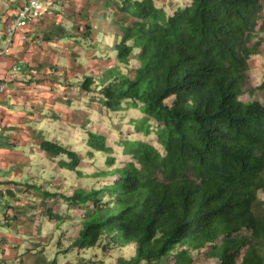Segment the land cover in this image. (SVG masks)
I'll use <instances>...</instances> for the list:
<instances>
[{
    "label": "trees",
    "instance_id": "16d2710c",
    "mask_svg": "<svg viewBox=\"0 0 264 264\" xmlns=\"http://www.w3.org/2000/svg\"><path fill=\"white\" fill-rule=\"evenodd\" d=\"M66 1L70 6L62 14L74 23L73 40L96 38L109 30L111 17L123 33L107 47L126 66L86 74L77 84L102 94L113 111L126 101L135 107L140 102L148 117L136 127L142 130L148 118L157 121L164 153L145 140H124L132 160L114 170L112 183L62 195L72 205L90 207L73 242L78 251L135 244L134 255L106 262L77 252L51 264H149L172 257L174 264H194L195 251H205L214 264H264V102L243 99L251 59L259 53L254 38L264 32L263 0H192L172 14L155 0H83L75 11L78 0ZM69 55L75 53L63 54L65 66L51 64L64 77L83 65ZM131 58L139 64L131 67ZM87 133L89 154L104 152L113 165L106 137ZM37 138L47 154L67 157L64 167L80 165L82 155L73 146ZM7 224L12 231L22 227Z\"/></svg>",
    "mask_w": 264,
    "mask_h": 264
},
{
    "label": "rangeland",
    "instance_id": "374dc122",
    "mask_svg": "<svg viewBox=\"0 0 264 264\" xmlns=\"http://www.w3.org/2000/svg\"><path fill=\"white\" fill-rule=\"evenodd\" d=\"M155 1L157 7L165 9L170 14L192 4V0ZM107 12L113 13L111 9ZM112 19L113 17L110 20L112 31L108 32V35L104 32L99 33L96 38L91 35H80L81 40L78 41L80 44L74 46L76 48L72 49L73 51L69 49L75 53V55H69L70 57H78L83 62L77 72L69 71L70 76L64 77L62 71H54L55 68H52L48 70L49 73L46 72L47 74L43 72L47 75L46 80L32 78L33 80L30 79L28 82L32 83L29 93H33L40 100H43V97L46 99L39 102L46 108L43 107L42 112L45 118H37V129L44 130L49 139H59L73 146L82 155V161L75 170L68 169L62 164V160L67 159L66 156L54 157L43 152L40 148L42 140L39 138L30 142V151L36 154V166L28 167V169L35 173L36 184L27 183L20 188L19 204L15 205L16 212H4L5 209L1 207L0 212L1 215L6 213V220H13L17 227L18 223L24 227L29 226L27 222H34L31 226L34 231L30 235L28 231L22 230L20 234H17V238L8 236L10 241L0 244V264H51L55 258L59 263H65L68 258H75L77 252L85 257L115 262L120 256L131 257L136 252L135 244L115 247L106 246L105 243L78 251V247L73 246V242L81 231L84 215L90 207L72 205L62 196L70 195L80 187L100 188L112 183L117 178L114 170L132 160L130 155L124 153L122 145L124 140H145L160 148L164 153L163 147L158 142L159 123L157 121L148 118V123L144 124L142 130L139 131L136 127L137 121L143 122L148 117L140 102L135 107L126 101L119 110L113 111L105 105L102 94L87 92L77 84L78 81L84 79L86 74L97 77L111 65L126 66L118 59L116 50L107 47V45H113L115 41H120L123 34L120 23L115 22L116 20L113 22ZM254 40L257 39L254 38ZM63 43V40L59 42L60 49L64 53H69V50L66 51L67 48H65L67 45ZM54 59L59 63L58 65L63 64V66L68 61L63 55L56 56ZM138 64L135 58H131V67ZM112 81L107 84L113 83ZM255 82L253 79L249 81L243 99L249 100L255 95L256 99L260 98V101L264 102V88L257 87L254 85ZM33 124L31 122L32 126ZM148 126L151 129L149 134L146 132ZM89 130L103 134L107 144L113 147L115 156L113 165L108 164L104 152L94 151L93 156L89 154L91 150L87 145ZM34 188L37 190L36 193ZM52 193L56 194L52 195ZM259 197L264 200V193H260ZM104 200H107V196ZM12 230V226L7 223L2 228L5 233L16 234ZM24 236L28 237L24 238ZM21 238L24 239L20 242L18 239ZM25 252H29L31 256L24 257ZM193 257L194 264H214V261L205 257V251H195ZM174 262L172 257L149 264H174Z\"/></svg>",
    "mask_w": 264,
    "mask_h": 264
},
{
    "label": "crops",
    "instance_id": "0c3cea01",
    "mask_svg": "<svg viewBox=\"0 0 264 264\" xmlns=\"http://www.w3.org/2000/svg\"><path fill=\"white\" fill-rule=\"evenodd\" d=\"M27 1L29 0H0V47L5 43L8 26ZM48 1L51 2L49 12L38 23L27 29L28 40L24 41L18 38L11 53L0 61V79L5 78L15 64L21 66L18 77L10 81V93L0 94V127H2L0 129V207L8 213L17 210L15 205L19 204L20 188L27 183L36 184L35 173L28 169V167L36 166V154L30 151V142L36 140L39 135H45L44 130L37 129L36 123L37 118H45L42 112L43 107H46L40 105L39 102L46 99L43 97V100H40L33 93H29V87L32 83L28 82L30 79L33 80L32 78L47 79V75L44 73H49L48 70L53 68L52 62L57 64L53 58V53L57 54L58 57L66 54L60 49L61 44L59 45V42L61 40H63V44L67 45L66 51L75 49L74 46L80 44L70 36L74 27L73 21L68 18L67 14H62V11L70 6L69 3L66 0ZM82 2L83 0H78L73 3L76 7L71 8L72 11L80 10L84 6ZM94 10L95 7H91L89 12L90 15L92 14L91 17H93ZM262 15L264 17V0ZM111 18L108 19L109 24H111ZM108 29L104 30L107 35L108 32L112 31V26ZM255 39H257L255 41L260 42L259 53L251 59L249 75L250 81L255 80L254 85L263 89L264 32H260ZM50 53L51 57L49 56ZM57 70H60L59 67ZM25 88L28 89L25 90ZM254 96L253 98L250 97L249 100H258ZM31 122L34 123L33 126ZM34 191L37 192L36 188ZM6 216V213L1 215L0 212V222H4V224L0 223V244L8 243L10 241L8 236H16L17 238V234H20L22 230L28 231L30 235L34 231L31 228L34 222H27L29 226L26 225L24 228L21 225L22 227L15 231L16 234L5 233L2 228L7 223ZM24 238L18 240L21 242Z\"/></svg>",
    "mask_w": 264,
    "mask_h": 264
},
{
    "label": "built area",
    "instance_id": "2783aa9c",
    "mask_svg": "<svg viewBox=\"0 0 264 264\" xmlns=\"http://www.w3.org/2000/svg\"><path fill=\"white\" fill-rule=\"evenodd\" d=\"M56 1V0H52ZM48 0H29L17 12L7 29L5 43L0 47V61L11 53L17 38L28 40V28L38 23L50 10ZM21 71V66L15 64L5 78L0 79V94L10 93V81L15 80ZM2 129V127H0Z\"/></svg>",
    "mask_w": 264,
    "mask_h": 264
}]
</instances>
